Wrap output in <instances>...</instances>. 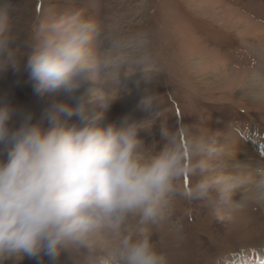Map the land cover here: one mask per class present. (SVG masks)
<instances>
[{"label":"rangeland","instance_id":"rangeland-1","mask_svg":"<svg viewBox=\"0 0 264 264\" xmlns=\"http://www.w3.org/2000/svg\"><path fill=\"white\" fill-rule=\"evenodd\" d=\"M237 154L264 173V0H0V264H264Z\"/></svg>","mask_w":264,"mask_h":264},{"label":"bare ground","instance_id":"bare-ground-1","mask_svg":"<svg viewBox=\"0 0 264 264\" xmlns=\"http://www.w3.org/2000/svg\"><path fill=\"white\" fill-rule=\"evenodd\" d=\"M230 162L235 167H234L233 170L227 171L228 177L226 178V181H228V179H229V181H230L229 183L230 184H229L228 187H229V189H232V190L238 192L237 193L238 198H241L243 200H247L248 199L247 195L249 194V192H248V194L242 192L243 191L242 189H245L246 187H249V189L252 190V193H261V191L264 190V173L259 172V170H258L259 168L258 169L255 168V167L258 166L256 164H259V162H260L259 160L254 161L251 165H247L248 166L247 167L246 166L245 157H243V155H238L237 154V156L234 159H232V161H230ZM239 180L248 181L250 183H247L246 185H243V184H241L239 182ZM97 186L98 185L96 184L94 187H97ZM92 190H93V187H92ZM92 190H89L87 192L84 191L85 193L82 195V197H83V199L85 198L84 199L85 200V204L81 205V210H83L85 208H92V207L93 208H98L99 207L100 199H99L98 196L96 198L94 197V191H92ZM258 196H260V195H258ZM259 199L261 200L262 204L264 205V197L260 196ZM126 214H127V212H126ZM5 233H6V231L4 229H1L0 235L1 234L5 235ZM6 235H7V239H9V240L15 238L14 235H10V234H8V232L6 233ZM20 238H22V237H20ZM19 241H21V240H19Z\"/></svg>","mask_w":264,"mask_h":264}]
</instances>
